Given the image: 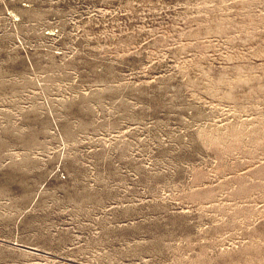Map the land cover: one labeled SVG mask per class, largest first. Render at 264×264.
Wrapping results in <instances>:
<instances>
[{
    "label": "rangeland",
    "instance_id": "rangeland-1",
    "mask_svg": "<svg viewBox=\"0 0 264 264\" xmlns=\"http://www.w3.org/2000/svg\"><path fill=\"white\" fill-rule=\"evenodd\" d=\"M0 264H264V0H0Z\"/></svg>",
    "mask_w": 264,
    "mask_h": 264
}]
</instances>
